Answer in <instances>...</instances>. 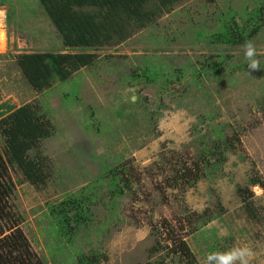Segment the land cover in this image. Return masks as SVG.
Returning <instances> with one entry per match:
<instances>
[{
	"label": "rangeland",
	"instance_id": "obj_1",
	"mask_svg": "<svg viewBox=\"0 0 264 264\" xmlns=\"http://www.w3.org/2000/svg\"><path fill=\"white\" fill-rule=\"evenodd\" d=\"M261 1L184 0L120 44L77 49L94 53L95 62L42 92L27 83L16 56L73 50L63 46L37 0L0 4L6 14L0 115L31 103L52 126L30 152L46 157V184H29L16 166L9 165L6 174L12 183L9 218L17 219L45 264H76L71 247L59 249L49 234L48 205L92 183L104 168L119 172L125 192L111 205L107 185L100 186L92 222L74 238L76 251L100 256V264H187L172 250L181 239L197 264L210 252L243 245L256 254L252 264H264V31L253 40L259 71L248 70L241 46L210 45L197 36L215 27V14L249 10ZM208 57L225 59L223 70L209 72ZM151 67L155 82L142 72ZM219 127L234 148L220 168L204 170L193 183L182 173L192 172L197 162L204 168L200 142L216 138ZM253 178L261 185L251 184ZM244 199L252 202V213Z\"/></svg>",
	"mask_w": 264,
	"mask_h": 264
},
{
	"label": "trees",
	"instance_id": "obj_2",
	"mask_svg": "<svg viewBox=\"0 0 264 264\" xmlns=\"http://www.w3.org/2000/svg\"><path fill=\"white\" fill-rule=\"evenodd\" d=\"M56 32L60 35L65 48L72 52H30L16 56V63L31 88L42 92L51 88L55 82H66L80 69L92 65L97 56L94 53L76 51L77 49H98L103 46L117 45L124 42L135 32L153 24L162 14L171 11L174 5L184 0H37ZM6 0H0L3 5ZM215 27L212 30L198 33V37L210 45L242 46L248 40H254L264 31V1L252 9L240 12L223 11L213 17ZM209 58V59H208ZM204 64L209 72L218 73L225 59L218 58L211 62L210 57ZM234 65V68H241ZM232 71V70H231ZM144 79L155 82L157 74L152 67L142 71ZM193 77L198 80L200 71ZM162 76L167 78V74ZM136 79L141 78L134 76ZM180 79V75H177ZM169 82L166 81V85ZM200 142L202 150L199 156L202 169L195 163L190 174L192 182H196L204 174V170L216 171L226 161V154L235 145L234 140L225 135L222 128ZM52 133V126L45 115L31 103L12 109L0 115V136L4 141V151L0 152V264H45L31 251L28 240L18 227L17 219L9 218L8 200L12 195V183L6 179L7 167L16 166L24 179L31 185H45L51 172L46 165V157L30 152L37 151L42 140ZM106 170L99 174L92 183L82 187L75 193L67 194L61 201L48 205L47 219L49 234L64 249L66 245L74 251L76 264H100L101 257L94 253L85 254L76 251L74 238L77 233L90 226L92 222V205L101 191V185H107L106 197L116 201L125 192L126 181H120L119 172ZM253 185H261L260 179L251 181ZM239 190H241L239 188ZM98 195V196H97ZM105 195V194H104ZM244 208L253 212L252 202L244 199ZM114 205V204H113ZM12 221V222H11ZM208 222V220H206ZM8 225V234L4 228ZM205 222L196 226L197 231ZM172 249L180 258L187 259V264H197L193 253L184 240L178 239Z\"/></svg>",
	"mask_w": 264,
	"mask_h": 264
},
{
	"label": "clouds",
	"instance_id": "obj_3",
	"mask_svg": "<svg viewBox=\"0 0 264 264\" xmlns=\"http://www.w3.org/2000/svg\"><path fill=\"white\" fill-rule=\"evenodd\" d=\"M3 13L0 12V15ZM245 59L249 62L247 67L249 71H259L260 60L256 46L252 40L246 41L242 46ZM262 194V190H256V195ZM221 235L226 234V230H221ZM255 253L248 245L233 246L226 251H213L206 255L202 264H252Z\"/></svg>",
	"mask_w": 264,
	"mask_h": 264
},
{
	"label": "built area",
	"instance_id": "obj_4",
	"mask_svg": "<svg viewBox=\"0 0 264 264\" xmlns=\"http://www.w3.org/2000/svg\"><path fill=\"white\" fill-rule=\"evenodd\" d=\"M0 12H2L3 14L0 15V35H3V32H5L6 30V25H5V11L3 9L0 8ZM1 39V36H0Z\"/></svg>",
	"mask_w": 264,
	"mask_h": 264
},
{
	"label": "bare ground",
	"instance_id": "obj_5",
	"mask_svg": "<svg viewBox=\"0 0 264 264\" xmlns=\"http://www.w3.org/2000/svg\"><path fill=\"white\" fill-rule=\"evenodd\" d=\"M1 38H2V37H1ZM1 41H2V39H0V44L2 45ZM0 47H1V46H0Z\"/></svg>",
	"mask_w": 264,
	"mask_h": 264
}]
</instances>
